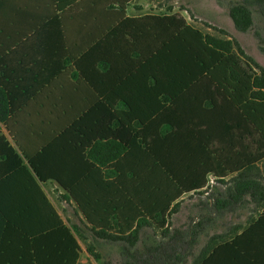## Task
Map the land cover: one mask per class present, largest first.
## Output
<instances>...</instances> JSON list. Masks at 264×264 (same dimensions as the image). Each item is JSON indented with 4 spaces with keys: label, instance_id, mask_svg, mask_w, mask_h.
Here are the masks:
<instances>
[{
    "label": "trees",
    "instance_id": "16d2710c",
    "mask_svg": "<svg viewBox=\"0 0 264 264\" xmlns=\"http://www.w3.org/2000/svg\"><path fill=\"white\" fill-rule=\"evenodd\" d=\"M227 11L234 28L245 33L254 26V11L264 17V0L231 2ZM133 22L138 29L133 43L140 49L132 75L142 83L149 80V113L140 108L141 114L116 116L98 110L72 121L58 141L67 142L81 129L82 138L73 144L84 163L80 178L61 177L62 163L45 164L43 155L58 138L38 155L25 156V165L1 132L4 127L17 142L13 117L0 102V190L7 181L25 190L0 192V264H81L80 243L99 264H187L190 258L196 264L195 238L210 221L211 210L233 211L238 203L261 208L241 235L264 231V68L250 57L241 59L232 41L205 34L175 13ZM75 67L73 76H83ZM114 161L123 177L100 192H85L90 184L99 186L89 179L94 171ZM228 175L232 178L226 182ZM209 178L213 188L225 185V194H207L213 205L205 203L209 212L198 222L168 227L179 199L207 192ZM47 180L75 202L74 226L63 224L40 189L38 182ZM39 206L45 207L48 221L28 227L32 209Z\"/></svg>",
    "mask_w": 264,
    "mask_h": 264
},
{
    "label": "crops",
    "instance_id": "0c3cea01",
    "mask_svg": "<svg viewBox=\"0 0 264 264\" xmlns=\"http://www.w3.org/2000/svg\"><path fill=\"white\" fill-rule=\"evenodd\" d=\"M162 1L0 2V102L13 117L10 126L17 142L10 138L4 127H1V132L25 165V156L38 155L54 138H58L43 155L45 164L52 167L62 163L64 168L60 169L61 177L80 178V167L84 163L74 153L73 144L82 138L78 133L81 129L70 134L74 142L71 139L67 142L58 141L72 121L83 115L90 114L91 117L98 110L116 116L138 115L141 114L140 108L149 113V80L142 83L140 78L132 75L138 66L135 62L136 51L140 49L138 44L133 43L132 37L138 32L137 24L133 21L148 15L169 14L171 7L164 14L153 13L152 9L140 14L146 3L154 7V4ZM76 64L82 68L83 76H73ZM129 102L133 108L126 106ZM115 143L120 144V140ZM101 154L100 158L103 159L107 152ZM115 162H109L100 166L99 171H94L89 179L98 181L99 186L90 184L84 191L93 193L98 188L100 192L104 190V184L122 178V174L113 168ZM230 178L232 175L224 180L227 182ZM38 184L63 224L68 228L77 224L75 202L65 199V190L53 180L39 181ZM212 190L215 196H221L225 194L226 186L218 184ZM0 192L18 195L25 190L20 184L7 181ZM189 194L207 196V192L184 194L179 199V209L167 220L168 227H184L191 220L198 222L209 212L213 199L205 198L194 205L198 214L189 217L188 222L171 223L170 219L181 210L183 198ZM246 200V196L243 197V201ZM208 201L209 208L205 206ZM57 204L62 205V210ZM240 204L233 211L211 210L210 221L204 224L203 231L195 238L196 264H264V231L259 236L241 235L257 218L261 208ZM46 212L45 207L41 206L32 209L28 227L44 225L48 221ZM226 216L229 219H223ZM153 242L154 238L148 237L147 243ZM82 245L80 243L82 252L79 262L84 264V256L86 260L92 258ZM107 252V249L101 250L102 255ZM114 257H119L117 251ZM191 262L190 258L187 264Z\"/></svg>",
    "mask_w": 264,
    "mask_h": 264
},
{
    "label": "rangeland",
    "instance_id": "374dc122",
    "mask_svg": "<svg viewBox=\"0 0 264 264\" xmlns=\"http://www.w3.org/2000/svg\"><path fill=\"white\" fill-rule=\"evenodd\" d=\"M236 1L239 0H164L154 4V7L146 3L140 14L148 13L151 9L153 13L164 14L167 12L168 7H171L172 13L179 15L188 24L201 30L203 33L232 41L235 45L234 51L241 59L244 60L246 56L250 57L264 68V53L262 52V48H264V17L257 11H254V26L252 30L245 33L237 31L227 11L228 4ZM212 181V178L208 179L207 194L211 192L215 185L214 181ZM205 198H207L205 195H186L181 202L180 212L176 216H173L170 222L173 224L188 222L189 217L192 218L198 214L194 205L200 200H205ZM57 207L59 210H62V205L57 204ZM223 219L227 220L229 217L226 216ZM83 255L85 254L83 253ZM84 257L82 260L84 264L89 262L91 264H99L91 259L86 260V256Z\"/></svg>",
    "mask_w": 264,
    "mask_h": 264
}]
</instances>
